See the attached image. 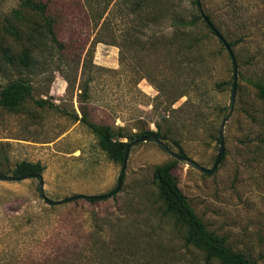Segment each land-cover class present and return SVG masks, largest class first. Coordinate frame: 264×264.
Masks as SVG:
<instances>
[{"label": "rangeland", "instance_id": "rangeland-1", "mask_svg": "<svg viewBox=\"0 0 264 264\" xmlns=\"http://www.w3.org/2000/svg\"><path fill=\"white\" fill-rule=\"evenodd\" d=\"M36 1L56 20L57 39L75 64L25 69L8 63L1 48L18 54L28 46L26 36L17 41L8 25L25 32L41 18L21 8L20 0H0V91L24 80L34 100L58 108L31 100L18 112L0 107V172L22 160L40 162L45 195L55 202L112 192L122 164L97 148L80 122L84 111L116 138L119 128L126 136L159 131L170 150L181 148L211 169L230 104L232 60L205 22L175 26L174 12L187 21L200 15L193 0H150L132 10L122 0ZM199 1L233 44L235 101L214 171L178 162L173 176L208 231L264 264V101L251 85L264 83V0ZM177 28L186 30L184 41L169 45ZM85 85L89 97L81 94ZM172 159L155 143L133 146L119 191L93 203L47 206L36 179L0 181V264H218L186 247L182 232L163 215L153 172Z\"/></svg>", "mask_w": 264, "mask_h": 264}, {"label": "trees", "instance_id": "trees-1", "mask_svg": "<svg viewBox=\"0 0 264 264\" xmlns=\"http://www.w3.org/2000/svg\"><path fill=\"white\" fill-rule=\"evenodd\" d=\"M20 1L21 8L27 9L34 14H38L41 18V23L33 22L34 24L25 32L21 31L16 26L9 24V33L13 35L17 41H20L22 39L21 36L24 34L28 46H23L18 54H10L8 48H1L4 59L11 65H16L25 69L50 65L74 66L75 63L73 59L70 60L69 56H67L68 53L64 52L66 46L60 43L57 39L55 33L56 20L51 16L45 15L46 6L36 0ZM122 2L132 10L137 9V7L143 8L147 6L150 3V0H122ZM193 5H197L196 0H193ZM15 14L19 19V12L16 11ZM151 16L154 17L152 13H150V17ZM162 17H164V15H160V18ZM171 17L177 19L175 26H178L179 28L192 27L197 21H203L201 14L192 15L190 21L184 19L183 15L178 12H174V16ZM206 17L213 24L211 17L209 15H206ZM154 18L156 19V16ZM179 28H177L172 34L169 45H180L184 41L183 34L186 30H181ZM215 29L223 38L217 27H215ZM152 37L153 36H150V39ZM223 40L231 51L233 44L227 42L224 38ZM220 43L224 46L221 41ZM180 63L183 64L182 62ZM180 63H178V66H181ZM251 85L256 90L258 97L264 101V83L261 81H255L251 82ZM32 92L31 85L24 80L9 82L0 91V107L8 112H18L24 107L28 100H31L40 108H47L55 111L58 110L56 105L45 100H34ZM81 94L83 97H89V89L87 85L83 87ZM75 119H78L77 116H75ZM80 122H82V124L95 137L97 148L115 164H122L125 149L127 145L134 140H137L142 136H153L161 141L165 139V137L161 135V132L151 130H144L140 134L135 133L126 136L125 134H122V128H119L118 136L116 138V135L110 126L96 124L89 121L87 119L86 111L83 112ZM177 154L186 157L181 148H179ZM177 163V160L172 159L162 165L156 166L153 172V180L158 192L159 201L162 205L161 207L163 208V215L173 220L176 228L182 232L184 245L198 251L199 253L201 252L205 256L206 261H215L218 264H254L245 255L235 252L228 247L222 238L207 230L203 221L195 214L193 208L177 187L176 180L173 176V170ZM43 170L44 167L40 162L34 163L22 160L15 163L13 168H11L5 175L13 177H24L32 174L42 175ZM89 202L93 203L94 201L89 200ZM128 248H130V246H128Z\"/></svg>", "mask_w": 264, "mask_h": 264}, {"label": "water", "instance_id": "water-1", "mask_svg": "<svg viewBox=\"0 0 264 264\" xmlns=\"http://www.w3.org/2000/svg\"><path fill=\"white\" fill-rule=\"evenodd\" d=\"M196 3L198 5V8L200 10V14L202 17V20L205 22L206 26H208V28L211 30V32H213V34L224 44L225 48L227 49V51L229 52L230 56H231V60H232V75H233V82H232V90H231V98H230V104L227 110V113L225 114L222 124L220 126L219 129V136H218V141H219V145H220V150L219 153L215 159V162L213 164V166L211 167V169H206L200 165H198L196 162H194L193 160L184 157V156H180L177 153L173 152L172 150H170V148H168L161 140H159L158 138H155L153 136H142L139 139L129 143L125 149L124 152V157H123V162L121 165V170L119 173V176L117 178V186L116 188L110 192L107 195H100V196H84V195H75L69 198H66L62 201H52L50 200L48 197H46L45 192H44V184H43V180H42V176L39 174H32L29 176H24V177H13L10 175H5L3 173L0 172V181H5V182H19V181H23L26 179H30V178H34L38 181V193L40 198L43 200V202L47 205V206H53L56 204H60L63 202H69L75 199H88V200H100V199H105L109 196H112L114 194H116L121 186V182H122V178H123V174H124V170H125V166H126V161L130 152V149L139 144V143H145V142H152L157 144L158 146H160L171 158L177 160L178 162H181L187 166H190L192 168L197 169L200 172L209 174L211 172L214 171V169L216 168L222 153L224 151V139H223V127L225 122L227 121L230 113L232 112L233 109V105H234V101H235V93H236V79H237V68H236V62L234 61V58L232 56V53L229 49V47L227 46L226 42L223 40V38L220 36V34L218 33V31L215 29L214 25L208 20V18L206 17V15L204 14V12L202 11L201 7H200V1L196 0Z\"/></svg>", "mask_w": 264, "mask_h": 264}]
</instances>
